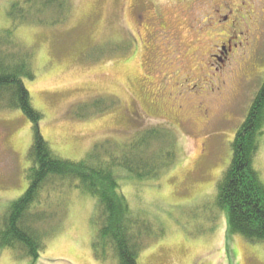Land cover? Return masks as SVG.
<instances>
[{
    "label": "rangeland",
    "instance_id": "rangeland-1",
    "mask_svg": "<svg viewBox=\"0 0 264 264\" xmlns=\"http://www.w3.org/2000/svg\"><path fill=\"white\" fill-rule=\"evenodd\" d=\"M16 1L0 0V30ZM45 22L15 28L35 53L25 84L55 154L79 161L98 143L155 125L176 134L178 156L160 178L121 177L133 215L149 227L139 264H264V242L231 234L218 204L232 144L264 83V0H70L65 20ZM228 40L222 63L211 55ZM32 142L23 112L0 108V213L28 188ZM254 167L264 183V132ZM70 187L43 194L62 220L34 264H107L92 247L97 200ZM29 262L0 250V264Z\"/></svg>",
    "mask_w": 264,
    "mask_h": 264
},
{
    "label": "trees",
    "instance_id": "trees-1",
    "mask_svg": "<svg viewBox=\"0 0 264 264\" xmlns=\"http://www.w3.org/2000/svg\"><path fill=\"white\" fill-rule=\"evenodd\" d=\"M69 11L70 0L16 1L8 12L10 27L0 30V108L20 109L31 122L33 133L28 188L0 213V250L8 249L16 259H30L28 264H34L62 220L63 211L43 204V194L67 193L68 183L97 200L99 228L92 242L96 258L108 264L112 254L109 264H139L149 227L133 215L121 190V177L139 182L160 178L178 156L176 134L172 128L155 125L126 141L98 143L79 161L55 154L41 131L43 113L35 108L25 84V79L36 76L35 53L18 39L15 27L45 24L48 19L60 23ZM263 132L264 83L236 135L231 164L218 185V204L228 214L229 232L251 243L264 242V183L254 167ZM56 218L59 223L54 225Z\"/></svg>",
    "mask_w": 264,
    "mask_h": 264
},
{
    "label": "flooded vegetation",
    "instance_id": "flooded-vegetation-1",
    "mask_svg": "<svg viewBox=\"0 0 264 264\" xmlns=\"http://www.w3.org/2000/svg\"><path fill=\"white\" fill-rule=\"evenodd\" d=\"M220 9H222V8H220ZM220 9L217 8V9L215 10V13H216V14H219V15H221V16H223V15L221 14V10H220ZM226 9H227V8H226ZM228 12H229V13H232L231 9H229ZM223 17H224V20H222V21H227V20H229V15H228V14L224 15ZM158 23H159V24H164V20H163V18H162L161 15L159 16ZM155 24H156V23H155ZM156 25H157V24H156ZM163 28H165V27H163ZM164 30H165V29H164ZM231 38L233 39V37H231ZM235 46H237V45L235 44ZM216 51H217L218 53H213L211 56H212L214 59L219 60V61L222 62V63L225 62V60L228 59V55H229V53H231V52L233 51L232 41H231V40H228V41H226L225 43L223 42L221 45L217 46V50H216Z\"/></svg>",
    "mask_w": 264,
    "mask_h": 264
}]
</instances>
